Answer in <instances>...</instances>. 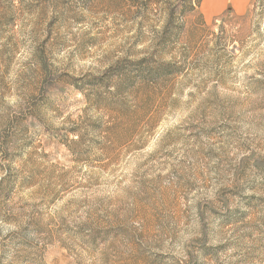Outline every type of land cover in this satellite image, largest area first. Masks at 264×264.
Here are the masks:
<instances>
[{"label":"rangeland","instance_id":"rangeland-1","mask_svg":"<svg viewBox=\"0 0 264 264\" xmlns=\"http://www.w3.org/2000/svg\"><path fill=\"white\" fill-rule=\"evenodd\" d=\"M0 0V264H264V0Z\"/></svg>","mask_w":264,"mask_h":264},{"label":"crops","instance_id":"crops-1","mask_svg":"<svg viewBox=\"0 0 264 264\" xmlns=\"http://www.w3.org/2000/svg\"><path fill=\"white\" fill-rule=\"evenodd\" d=\"M253 0H200L198 12L205 21L226 15L241 16Z\"/></svg>","mask_w":264,"mask_h":264},{"label":"trees","instance_id":"trees-1","mask_svg":"<svg viewBox=\"0 0 264 264\" xmlns=\"http://www.w3.org/2000/svg\"><path fill=\"white\" fill-rule=\"evenodd\" d=\"M200 0L198 1L197 5L199 6Z\"/></svg>","mask_w":264,"mask_h":264}]
</instances>
